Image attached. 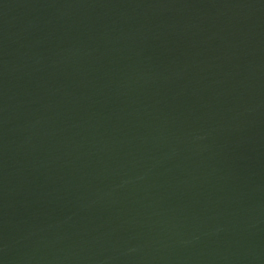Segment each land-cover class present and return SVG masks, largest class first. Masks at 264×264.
<instances>
[{"label": "water", "instance_id": "obj_1", "mask_svg": "<svg viewBox=\"0 0 264 264\" xmlns=\"http://www.w3.org/2000/svg\"><path fill=\"white\" fill-rule=\"evenodd\" d=\"M0 264H264V0H0Z\"/></svg>", "mask_w": 264, "mask_h": 264}]
</instances>
